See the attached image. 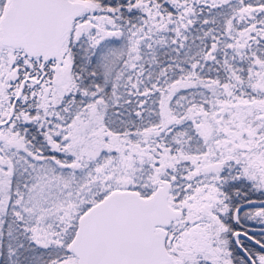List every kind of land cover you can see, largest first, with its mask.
<instances>
[{"label": "snow or ice", "instance_id": "1", "mask_svg": "<svg viewBox=\"0 0 264 264\" xmlns=\"http://www.w3.org/2000/svg\"><path fill=\"white\" fill-rule=\"evenodd\" d=\"M0 264H264V0H0Z\"/></svg>", "mask_w": 264, "mask_h": 264}, {"label": "flooded vegetation", "instance_id": "2", "mask_svg": "<svg viewBox=\"0 0 264 264\" xmlns=\"http://www.w3.org/2000/svg\"><path fill=\"white\" fill-rule=\"evenodd\" d=\"M249 223H251V222H249Z\"/></svg>", "mask_w": 264, "mask_h": 264}]
</instances>
